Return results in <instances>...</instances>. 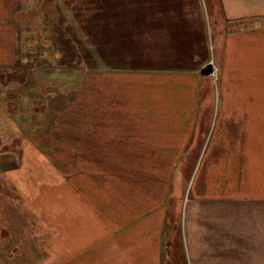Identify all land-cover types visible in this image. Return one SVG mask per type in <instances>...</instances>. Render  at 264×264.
<instances>
[{
    "label": "crops",
    "instance_id": "obj_1",
    "mask_svg": "<svg viewBox=\"0 0 264 264\" xmlns=\"http://www.w3.org/2000/svg\"><path fill=\"white\" fill-rule=\"evenodd\" d=\"M209 1L223 14L218 55L202 50V2L197 25L167 1L165 63L119 65L100 40V61L83 66L72 82L79 89L55 115L53 131L67 128V141L51 149L37 145L52 173L37 185L55 188L58 226L51 231L60 237L66 222L68 264H169L177 237L195 264H264V187L237 191L264 166L253 164L251 154L253 118L264 119V93H252L256 86L264 92V0ZM5 3L0 0V66L13 64L17 53L13 10ZM210 62L218 82L202 73ZM4 178L17 188L12 174Z\"/></svg>",
    "mask_w": 264,
    "mask_h": 264
},
{
    "label": "rangeland",
    "instance_id": "obj_2",
    "mask_svg": "<svg viewBox=\"0 0 264 264\" xmlns=\"http://www.w3.org/2000/svg\"><path fill=\"white\" fill-rule=\"evenodd\" d=\"M16 1L5 3L13 10L16 59L13 64L0 66V264H68L66 222L60 223V237L56 235L58 232L51 231V226H58L52 222L55 188L51 184L44 188L37 185L42 177L51 178V165L41 159L36 148L47 144L51 149L52 144L67 141V128L59 133L53 131V126L58 124L57 109H62L78 88L74 89L72 82L82 77L79 75L84 65L100 61V40L107 41L108 59L119 65L151 60L165 63L167 1L179 5L174 11H182L178 16L188 14L186 17H192L193 22L197 20V25L201 17L195 16H199L197 8L202 2L205 31L203 40L197 34L196 42L201 39L202 50L218 55L223 48L218 40L224 31V24L218 25L223 14L209 0H20L18 5ZM184 1L188 2L186 8H182ZM254 23L250 21L247 25ZM235 25L228 24L226 31L233 30ZM115 51L118 53L112 54ZM143 51L144 55H138ZM73 64L77 65L75 69ZM218 79L219 74L215 81ZM214 88L216 94L218 88ZM262 89L263 86H256L252 93L263 94ZM256 123L251 154L253 164H264V119L253 118V125ZM192 170L193 167H187L188 175ZM7 173L13 175L17 188L7 185L4 178ZM255 174L258 177L253 176L251 183H244L246 186L237 191L247 192L248 185L264 187V166L258 167ZM257 178L261 182H254ZM39 224L44 225L43 231ZM191 237L192 232L188 231V245L193 250L191 254H195ZM207 241L211 243L210 238ZM226 253L227 249L220 252ZM167 256L169 264H195V255L193 262L185 258L179 237Z\"/></svg>",
    "mask_w": 264,
    "mask_h": 264
},
{
    "label": "water",
    "instance_id": "obj_3",
    "mask_svg": "<svg viewBox=\"0 0 264 264\" xmlns=\"http://www.w3.org/2000/svg\"><path fill=\"white\" fill-rule=\"evenodd\" d=\"M213 72V64H208L202 69V73L209 75Z\"/></svg>",
    "mask_w": 264,
    "mask_h": 264
},
{
    "label": "built area",
    "instance_id": "obj_4",
    "mask_svg": "<svg viewBox=\"0 0 264 264\" xmlns=\"http://www.w3.org/2000/svg\"><path fill=\"white\" fill-rule=\"evenodd\" d=\"M213 75H214V77L216 78L217 74H216V70H215V69H214V71H213Z\"/></svg>",
    "mask_w": 264,
    "mask_h": 264
}]
</instances>
